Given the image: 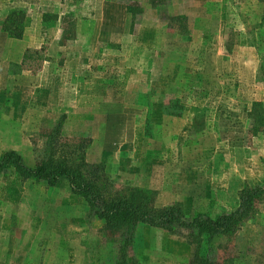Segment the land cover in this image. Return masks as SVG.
Segmentation results:
<instances>
[{"label": "rangeland", "instance_id": "1", "mask_svg": "<svg viewBox=\"0 0 264 264\" xmlns=\"http://www.w3.org/2000/svg\"><path fill=\"white\" fill-rule=\"evenodd\" d=\"M10 10L47 60L0 53V156L33 165L58 124L54 156L104 196L140 189L187 217L264 184V0H0L1 38ZM119 249L64 180L0 174V264H264V195L228 234L138 223Z\"/></svg>", "mask_w": 264, "mask_h": 264}, {"label": "trees", "instance_id": "2", "mask_svg": "<svg viewBox=\"0 0 264 264\" xmlns=\"http://www.w3.org/2000/svg\"><path fill=\"white\" fill-rule=\"evenodd\" d=\"M21 11L10 10L2 20L1 29L10 38L18 39L22 35L25 26V22H22V15L21 18L18 15L13 18L14 14ZM40 49L25 48L20 63L30 64L47 60V57L41 54ZM58 131L59 126L56 124L49 139L45 142L46 145L44 143L41 156L36 158L31 166L24 163L16 151L5 150L0 156V174L10 167L20 179H33L43 182L47 186H56L61 180H64L69 191L82 197L89 211L102 220L105 230L118 233L122 258L125 247L130 244L134 228L138 223H145L168 231L182 230L194 235L195 238L204 235L207 239H211L216 235L231 232L235 224L251 211L253 202L264 195V184L243 186L238 192L237 206L228 213L214 217L203 213L187 217L173 205L151 207L145 192L140 189H132L129 193L120 196H104L92 180L94 178H89L82 172L81 163L69 165L67 160H61L54 156L52 139L57 136ZM198 264H208V262L205 259H200Z\"/></svg>", "mask_w": 264, "mask_h": 264}, {"label": "crops", "instance_id": "3", "mask_svg": "<svg viewBox=\"0 0 264 264\" xmlns=\"http://www.w3.org/2000/svg\"><path fill=\"white\" fill-rule=\"evenodd\" d=\"M120 12L122 13V10H120ZM24 37H25V34L22 36L21 39L9 38L7 36H2V38L0 37L1 38L0 40H2L3 43H5V45H3V43H2V45H0V53H2L1 58L6 59L8 61H14V62L20 63L21 55H22L24 49L28 48L27 44H26L27 40H25ZM11 40L13 41V43H15V44L17 43L16 46H14L13 51H11V48H8ZM8 49H10V50H8Z\"/></svg>", "mask_w": 264, "mask_h": 264}]
</instances>
